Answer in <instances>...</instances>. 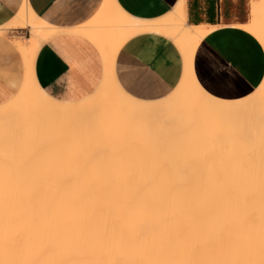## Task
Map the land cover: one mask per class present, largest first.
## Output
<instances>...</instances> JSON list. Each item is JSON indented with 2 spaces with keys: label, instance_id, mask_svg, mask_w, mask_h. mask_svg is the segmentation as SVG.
I'll return each instance as SVG.
<instances>
[{
  "label": "bare ground",
  "instance_id": "bare-ground-1",
  "mask_svg": "<svg viewBox=\"0 0 264 264\" xmlns=\"http://www.w3.org/2000/svg\"><path fill=\"white\" fill-rule=\"evenodd\" d=\"M115 14L114 34L156 33L180 51L183 75L164 99L139 101L118 86L113 60L121 43L101 44L98 37L112 32L98 35L90 24L74 32L99 47L104 77L89 97L56 102L32 66L59 30L26 5L10 24L29 27L31 38L16 43L23 84L0 105V264H264V80L241 101L207 94L192 61L210 29L186 24L182 0L152 21ZM252 16L241 27L264 48L263 0L252 3ZM176 126L201 128V141L178 139ZM47 127L55 131L39 137ZM67 130L77 133L68 151L60 144L65 149L46 151L47 160L37 153L40 142Z\"/></svg>",
  "mask_w": 264,
  "mask_h": 264
},
{
  "label": "crops",
  "instance_id": "crops-1",
  "mask_svg": "<svg viewBox=\"0 0 264 264\" xmlns=\"http://www.w3.org/2000/svg\"><path fill=\"white\" fill-rule=\"evenodd\" d=\"M182 1L186 24L210 29L194 52L192 73L196 82L207 94L221 101L236 102L250 96L264 80V48L241 26L248 25L253 19L252 3L262 0ZM179 2L0 0V105L19 91L26 76L25 61L16 43L27 42L31 31L29 27H10L24 5L39 20L59 30L58 34L41 43L32 66L34 81L48 97L59 103H76L92 95L100 85L105 69L100 49L81 33L74 32L95 24L100 27L98 35H102L103 29L112 32L106 38L98 37L101 44L121 43L113 60V74L118 86L139 101L164 99L177 87L184 70L182 55L174 42L151 32L125 38L111 29L117 19L116 9L137 20L152 21L167 15ZM53 130L55 128H44L38 136L44 131L45 135H50L48 132ZM197 130L201 132V128ZM70 132L65 131L57 140L56 135L54 141L46 138L38 147L45 144L54 147L52 152L55 149L57 152L62 139L66 140V147L75 145L77 133ZM206 136L202 138L205 144L209 142ZM238 136L235 141L242 139ZM214 137L218 136L210 139L215 140ZM71 139L72 143H69Z\"/></svg>",
  "mask_w": 264,
  "mask_h": 264
},
{
  "label": "rangeland",
  "instance_id": "rangeland-1",
  "mask_svg": "<svg viewBox=\"0 0 264 264\" xmlns=\"http://www.w3.org/2000/svg\"><path fill=\"white\" fill-rule=\"evenodd\" d=\"M17 92H18V91H17ZM186 128H187L188 130H187ZM191 128H192V127L189 128V127H186V126H185V129H184V128H181V129H180V128H178V127L176 126V128H174L173 131H174L175 136L177 135L176 137H177L178 139H182V140H184V138H185V136H186V138H185L186 140H185L184 142H186V141H188V140H191V139H192V141H196V140H195L196 138L199 139V140H197L196 142L201 141V140H200L201 137H200V138L196 137V135L198 134L197 129H195V128H192V129H191ZM193 130H194V131H193ZM179 131H182V132H179ZM196 131H197V133H196ZM176 132H178V133H176ZM183 132H184V133H183ZM185 132H187V134H186ZM201 132H202V131H201ZM79 133H80V132H79ZM181 133H183V134H181ZM191 133H192V134H191ZM195 133H196V135H195ZM43 134L45 135L46 132H45V133L42 132L41 135L43 136ZM82 134H84V133L81 132V135H82ZM193 134H194L195 136H194ZM180 135H181V136H180ZM187 135H189V137H188ZM192 135H193V137H192ZM195 137H196V138H195ZM190 138H191V139H190ZM60 141H61V142H60ZM60 141H59V142H60L61 145H63V144L66 145V144H65V141H66L65 139H62V140H60ZM61 145H59L60 150H61V149H65V148H63L64 145H63V146H61ZM48 147H50V148L52 149L51 146H48ZM48 147H44V146L41 147V146H40V147H38V148H39L38 150H40L41 152H40V151L37 152L38 154H39V153H40V154L42 153V157H44L46 160L48 159L47 157L49 156L48 153H49V154H53V153H55V152H52V150H49ZM64 147H66V146H64ZM69 147H71V146H68V147H67V149H66L67 151H68V148H69ZM186 147H187V146H186ZM189 147H191V146H189ZM189 147H188V148H189ZM197 147H198V146H197ZM41 148H42V149H41ZM46 148H47L48 150H47ZM53 148H54V147H53ZM55 148H57V147H55ZM195 148H196V147H195ZM195 148H194L193 145H192V149H195ZM44 149H45V150H44ZM186 149H187V148H186ZM189 149H191V148H189ZM42 150H43V151H42ZM44 151H45V152H46V151H47V152L49 151L48 153L46 152V157L44 156V155H45V152H44ZM62 151H63V150H62ZM65 152H66V151H65ZM51 156H52V155H51ZM51 156H50V157H51ZM42 157H41L40 159H42V160L44 161L45 159H43ZM43 161H42V163H41L40 160H39V161L37 160V162H38V165H37V166L40 167V165H41V167H42L43 164H46V162L44 161V162H45V163H44ZM54 164H55V165H54ZM54 164H47V165H45V166L47 167L45 170H44L43 168H41V169H43L42 171H45V172H46V170H47L48 168H50V169H48L47 171L53 170L54 168L51 167V166H56V167H55V169H56L58 166L56 165V163H54ZM45 166H44V167H45ZM48 166H49V167H48ZM39 167H37V168H39ZM200 169H201V168H200ZM200 169H199L198 171H202V169H201V170H200ZM36 171L38 172V170H36ZM42 171H40V168H39V172H42Z\"/></svg>",
  "mask_w": 264,
  "mask_h": 264
}]
</instances>
